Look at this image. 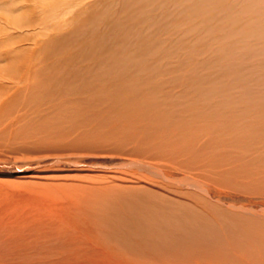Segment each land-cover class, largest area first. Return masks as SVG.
Masks as SVG:
<instances>
[{
	"label": "rangeland",
	"instance_id": "1",
	"mask_svg": "<svg viewBox=\"0 0 264 264\" xmlns=\"http://www.w3.org/2000/svg\"><path fill=\"white\" fill-rule=\"evenodd\" d=\"M250 1L0 0V264H264Z\"/></svg>",
	"mask_w": 264,
	"mask_h": 264
},
{
	"label": "bare ground",
	"instance_id": "2",
	"mask_svg": "<svg viewBox=\"0 0 264 264\" xmlns=\"http://www.w3.org/2000/svg\"><path fill=\"white\" fill-rule=\"evenodd\" d=\"M245 5H247L246 6V12H247V14H248V12L250 11V12H252L253 14L254 13H258V12H262L263 10H264V0H252V1H250V3L249 4H245ZM248 9V10H247ZM196 11H197V9H196ZM196 11H195V13H196ZM198 12V11H197ZM216 15V14H215ZM228 18V17H227ZM232 18V17H231ZM256 18V17H255ZM228 21V20H227ZM256 21V20H255ZM225 22V21H224ZM213 24V23H212ZM253 24V23H252ZM250 25V24H249ZM254 25V24H253ZM253 25H250V27H249V29H253ZM258 26V25H257ZM255 27V26H254ZM257 28V27H256ZM258 28H259V26H258ZM259 30H261V29H259ZM250 31V30H249ZM262 31H264V29L262 30ZM237 32V31H236ZM253 33V32H252ZM253 35L254 36H256L254 33H253ZM254 36H252V37H254ZM261 36H262V34H261ZM264 36V35H263ZM261 38V37H260ZM247 41V40H246ZM231 42V41H230ZM230 42H229V44H230ZM251 42H253V41H251ZM256 42V41H255ZM262 43V42H261ZM232 45H234L233 43H231ZM256 45V44H255ZM249 49V48H248ZM264 51V50H263ZM264 53V52H263ZM261 55V54H260ZM243 56V55H242ZM231 69V68H230ZM253 69V68H252ZM236 72V71H235ZM264 75V74H263ZM264 77V76H263ZM207 83V82H206ZM204 84V83H203ZM217 98V97H216ZM219 99V98H218ZM225 103V102H224ZM219 105V104H218ZM226 108V107H225ZM202 114V113H201ZM232 118V117H231ZM228 120V119H227ZM236 120V119H235ZM229 121V120H228ZM222 123V122H221ZM239 124V123H238ZM227 127V126H226ZM134 163V162H133ZM139 165V168H140V166H142V167H148V170L150 169L154 174L156 173L157 175H158V177L160 176V177H162L163 179H167V177H166V174L163 172V169H161L160 167H158V166H154V165H152L151 164V166H153V167H150V166H147V165H144L143 163L141 164L140 162L138 163ZM141 167V168H142ZM140 168V170H143V169H141ZM147 169V168H146ZM195 178V177H194ZM114 179V178H113ZM136 179V178H135ZM116 180V179H115ZM123 180V179H122ZM125 180V179H124ZM127 180V179H126ZM142 180V179H141ZM171 180V179H170ZM189 180V179H188ZM118 181V180H117ZM121 180H119V182H120ZM128 181V180H127ZM135 181V180H134ZM168 181V180H167ZM130 182V181H129ZM141 181H139L138 180V182H137V180H136V182H134V183H140ZM124 183H126L125 181H124ZM187 183H189V184H191L192 186H194V187H196L200 192H202V194H204V195H206V196H208L207 194H209L208 193V191L206 190V188H205V186L202 184V183H199V181H197V179H190V181H188ZM4 184V183H3ZM3 184H0V232L2 231V232H4V231H6V232H13L15 229L13 228L14 226H13V223H12V221L11 220H9L10 218H7V216L9 215L8 213H6V211H4V209L2 210L1 209V206L3 207V208H5V206L3 205V199L5 198V197H7L8 195H10V192L8 193V191H6V188H7V184L5 183V185H3ZM108 184H109V182H108ZM10 191V190H9ZM12 191V190H11ZM50 192V191H49ZM32 202V201H31ZM53 205V204H52ZM44 207V206H43ZM2 210V211H1ZM246 210V209H245ZM24 211V210H23ZM246 212V211H245ZM249 212V211H248ZM45 218V217H44ZM47 219V218H46ZM140 219V218H139ZM45 220V219H44ZM43 220V221H44ZM16 226V225H15ZM5 229V230H4ZM1 232V233H2ZM15 232V231H14ZM3 234V233H2ZM10 234V233H9ZM12 235H10L9 236V241H11L12 240ZM149 237V236H148ZM16 238V237H15ZM4 239V238H3ZM7 239H8V237H7ZM103 249V248H102ZM114 250V249H113Z\"/></svg>",
	"mask_w": 264,
	"mask_h": 264
}]
</instances>
